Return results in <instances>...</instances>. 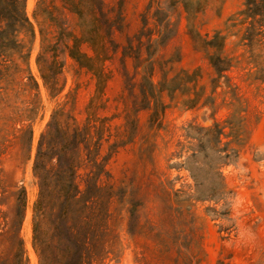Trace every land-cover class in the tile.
Returning a JSON list of instances; mask_svg holds the SVG:
<instances>
[{"label":"rangeland","instance_id":"rangeland-1","mask_svg":"<svg viewBox=\"0 0 264 264\" xmlns=\"http://www.w3.org/2000/svg\"><path fill=\"white\" fill-rule=\"evenodd\" d=\"M37 1L27 0L26 3L37 35L31 58L42 100V108L33 125V153L52 112L63 109L78 122H84L97 88L95 74L81 67L60 46L59 59L64 63L60 76L63 89L54 96L48 91L35 58L41 49L40 28L43 25V18L35 16ZM156 1L100 0L99 4L103 22L100 30L106 35L103 68L107 80L103 86L102 107H98L96 113L112 118L110 123L115 132V127L124 123L126 111L138 110L139 132L134 142L115 152L107 144L102 150L106 171L100 182L112 186L115 192L108 220L113 251L103 261L93 264H264V85L247 79L242 68L231 71L245 104L241 115L242 138L232 144L237 155L217 168L207 165L204 155L199 154L194 169L203 184L197 185L191 170L184 165L193 152L190 147H196L197 143L187 138L188 127L191 123L209 126L216 120L224 121L229 109L221 106L215 110L201 104L187 107L180 92L174 95L165 92L163 98L167 107L161 116V126H151V110L142 108L138 87L149 47L154 52L151 60L155 64L153 79L156 82L174 76L181 69L201 67L202 83H208L212 73L207 55L197 46L182 8L171 7L172 30L157 43L154 41L159 37V26L153 16ZM47 2L57 6L52 10L62 27L58 29L53 22H45L52 41L60 30L80 37L79 15L66 7L63 0ZM241 3L242 0H210L205 11L193 20L194 28L203 36L212 35L225 27L228 17ZM162 5H165L164 0ZM121 12L122 17H119ZM152 42L155 45H150ZM81 49L94 54L87 42L81 44ZM10 97L12 102L17 99L14 92ZM11 114L12 108L1 110L0 126L8 122ZM7 144L0 157V167L6 184L25 186L28 191L22 232L28 241L29 264H40L31 244L33 206L39 192L33 157L27 159V150H23L14 137ZM88 170L84 166L79 169L81 183ZM213 180L225 185V198L218 203L197 201L194 197L181 204L177 202L176 199L187 198L183 192L208 194ZM1 241L0 238V251L4 250Z\"/></svg>","mask_w":264,"mask_h":264},{"label":"trees","instance_id":"trees-1","mask_svg":"<svg viewBox=\"0 0 264 264\" xmlns=\"http://www.w3.org/2000/svg\"><path fill=\"white\" fill-rule=\"evenodd\" d=\"M63 1L66 7L79 15L81 36L67 35L60 30L52 41L44 25L45 22H53L62 29L52 10L57 6L49 5L47 0H38L35 16L43 18V25L36 63L53 96L63 89L60 76L64 63L59 59L60 46L81 67L95 74L97 88L88 106V116L80 123L65 110H54L33 153V125L42 108L40 85L32 70L31 58L37 35L28 15L27 0H0V112L8 107L12 108L13 114L7 117L8 122L4 126H0V157L13 137L22 144L23 150H27V159L33 157V173L38 179L39 192L33 206L31 244L40 264H93L103 261L113 251L108 220L115 192L112 186H104L100 182L106 171L102 150L105 144L115 152L134 142L139 132V118L138 110L126 111L124 123L115 127L114 132L110 123L112 118L96 113V109L102 107L103 86L107 80L103 68L106 35L100 30V0ZM209 1L164 0L165 5H162V0H158L153 13L159 26L156 43L172 30L171 7L182 8L186 13L194 40L206 53L212 67L208 83H202L201 67L181 69L174 76H166L156 82L153 79L155 64L151 60L154 52L149 47L138 86L140 104L142 108L151 110L153 128L161 126V116L167 107L163 98L165 92L169 95L180 92L187 107L201 104L215 110L221 106L229 109V116L224 121L216 120L209 126L191 123L188 127L187 138L195 139L197 143L196 147H190L193 152L185 159L184 165L191 170L197 185L203 184L194 169L199 154L204 155L207 165L217 168L237 155L232 144L242 138L241 115L245 104L231 71L242 68L247 79L264 85V0H242L223 29L203 36L194 28L193 20L205 11ZM119 17H122V12ZM84 42L92 46L93 55L81 49ZM150 45L155 44L152 42ZM12 92L17 98L13 102ZM17 124L21 125L18 127ZM81 166L89 169L82 183L78 180ZM212 184L208 194L188 195L183 192L187 198L176 200L181 204L194 197L197 201L215 200L218 203L225 198V185L214 180ZM27 207L26 187L6 184L0 167V238L4 246L0 251V264H29L28 241L22 232ZM132 211L130 209L131 214Z\"/></svg>","mask_w":264,"mask_h":264}]
</instances>
